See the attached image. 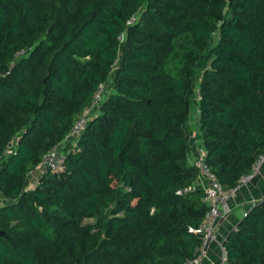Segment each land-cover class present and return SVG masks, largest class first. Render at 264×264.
I'll return each mask as SVG.
<instances>
[{"label": "trees", "instance_id": "trees-1", "mask_svg": "<svg viewBox=\"0 0 264 264\" xmlns=\"http://www.w3.org/2000/svg\"><path fill=\"white\" fill-rule=\"evenodd\" d=\"M223 189L264 153V0H0V264H182L208 210L188 166L187 82ZM104 97L63 169L27 173L98 84ZM85 219L94 224L85 225ZM222 243L264 264V197Z\"/></svg>", "mask_w": 264, "mask_h": 264}, {"label": "built area", "instance_id": "built-area-1", "mask_svg": "<svg viewBox=\"0 0 264 264\" xmlns=\"http://www.w3.org/2000/svg\"><path fill=\"white\" fill-rule=\"evenodd\" d=\"M106 84H98L92 93L90 105L83 109L82 113L72 124L68 133L64 136L63 140L55 147L51 148L39 161L36 168L27 173V178L31 179L36 177L37 180L42 175L50 172H58L63 169V163L67 151L76 150L78 141L82 133L84 132L89 120L97 114L98 107L104 97ZM199 98V95H198ZM66 147L69 149L66 151ZM15 149L14 142H9L7 147L4 149L3 156L0 158V162L3 163L8 156L13 153ZM196 162L194 166L197 169L196 181L189 188L182 189L179 194H186L195 190L196 187H201L204 191L203 202L207 205L208 210L204 216V219L200 225L195 229H190L195 235L200 236V245L195 249L196 256L187 260L182 264H200L201 260L205 256L206 243L215 241V234L217 224L220 220L227 217L230 212V203L234 198L237 190L244 184L251 182L260 172L261 167L264 164V153L259 155L254 161L251 169L248 173L243 175L236 183L235 187L229 190H225L220 185L216 176L210 171L209 166L206 163V152L203 147H196ZM248 211V210H247ZM247 211L243 214L246 216ZM233 231H237L236 225L232 227ZM219 245L220 253V264H225L226 261V250Z\"/></svg>", "mask_w": 264, "mask_h": 264}, {"label": "crops", "instance_id": "crops-1", "mask_svg": "<svg viewBox=\"0 0 264 264\" xmlns=\"http://www.w3.org/2000/svg\"><path fill=\"white\" fill-rule=\"evenodd\" d=\"M196 138H200L198 147H202L201 136L198 134ZM195 153L190 152L188 155V166L193 165V157ZM0 162V167H1ZM38 184L36 177L27 180L26 188L33 189ZM264 197V164L259 174L249 183L242 185L236 192L230 203V214L217 224L215 241H210L206 247L204 258L200 264H220L219 245L227 238L232 227L236 225L242 218L243 214L250 209L255 203ZM8 203V200L0 192V206Z\"/></svg>", "mask_w": 264, "mask_h": 264}, {"label": "rangeland", "instance_id": "rangeland-1", "mask_svg": "<svg viewBox=\"0 0 264 264\" xmlns=\"http://www.w3.org/2000/svg\"><path fill=\"white\" fill-rule=\"evenodd\" d=\"M200 80L199 71L192 73L190 75L188 82H187V88L191 91V94L188 99L187 103V116H188V122L186 124V132L187 137L190 143V151L192 153H195V148L199 146L200 144V138H196L198 133V95H199V89H198V81ZM196 154V153H195ZM194 154L193 157V166L196 162L197 158ZM85 225H92L94 224L93 219H85L83 222Z\"/></svg>", "mask_w": 264, "mask_h": 264}, {"label": "water", "instance_id": "water-1", "mask_svg": "<svg viewBox=\"0 0 264 264\" xmlns=\"http://www.w3.org/2000/svg\"><path fill=\"white\" fill-rule=\"evenodd\" d=\"M1 235H3V233H1V232H0V236H1ZM207 246H208V245H207V243H206V246H205V248H206Z\"/></svg>", "mask_w": 264, "mask_h": 264}]
</instances>
